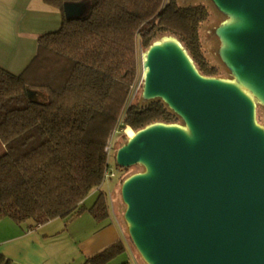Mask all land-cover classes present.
<instances>
[{
    "label": "water",
    "instance_id": "95a60500",
    "mask_svg": "<svg viewBox=\"0 0 264 264\" xmlns=\"http://www.w3.org/2000/svg\"><path fill=\"white\" fill-rule=\"evenodd\" d=\"M210 2L220 16L206 34L219 58L206 57L217 74H204L178 36L153 39L138 102L161 100L178 120L131 129L116 153L117 166L144 168L119 188L144 264H264V0ZM77 9L65 5L67 16Z\"/></svg>",
    "mask_w": 264,
    "mask_h": 264
},
{
    "label": "trees",
    "instance_id": "16d2710c",
    "mask_svg": "<svg viewBox=\"0 0 264 264\" xmlns=\"http://www.w3.org/2000/svg\"><path fill=\"white\" fill-rule=\"evenodd\" d=\"M43 2L62 13L60 28L38 36L37 53L22 73L0 66V140L6 149L0 155V219L32 227L79 215L98 189L88 211L103 221L111 215L103 184L114 135L127 126L178 120L161 100L130 103L139 45L146 49L157 36L174 34L204 74H217L200 32L210 12L202 3L181 7L176 0ZM72 2H78L77 14L67 16L65 5ZM126 250L120 239L85 263L108 264ZM8 263L0 256V264Z\"/></svg>",
    "mask_w": 264,
    "mask_h": 264
},
{
    "label": "crops",
    "instance_id": "0c3cea01",
    "mask_svg": "<svg viewBox=\"0 0 264 264\" xmlns=\"http://www.w3.org/2000/svg\"><path fill=\"white\" fill-rule=\"evenodd\" d=\"M62 22V13L46 6L43 0H0V66L14 74L22 73L37 53L38 36L59 29ZM86 207L81 215L89 212L91 206ZM56 219L39 227L0 219V256L8 264H60L53 261L54 253L48 245L49 239L61 231L53 225ZM71 230L85 259L124 240L113 216L96 224L94 230L91 226L81 232L71 229L70 224Z\"/></svg>",
    "mask_w": 264,
    "mask_h": 264
},
{
    "label": "rangeland",
    "instance_id": "374dc122",
    "mask_svg": "<svg viewBox=\"0 0 264 264\" xmlns=\"http://www.w3.org/2000/svg\"><path fill=\"white\" fill-rule=\"evenodd\" d=\"M181 4L186 3L184 0H178ZM192 2H203L205 3L210 10L212 11V21L206 22L201 26V30L203 32V39L209 41V43H206V55L211 61V63L216 64L218 62L219 54H217V48L219 47V40L215 35H209L206 34L207 29L210 28V26L214 23H216L215 19H217L220 14L215 12L216 7L210 2V0H192ZM82 7V6H81ZM83 8V7H82ZM81 9V8H80ZM139 58H140V65H139V76L136 83V86L134 87L133 93L130 98V103L137 102L143 87V46L139 45L138 48ZM221 71L223 74H228L227 69L222 68ZM264 113L263 109L259 110V114ZM129 129H132L130 126H127L123 130H119L112 139V148L110 152V161H111V170L114 172L113 176H110L108 179L105 180L103 189L108 193V203L109 208L111 211V215L113 216L116 223L119 225V228L121 230V233L123 234V239L126 242L127 250L117 256L115 259H113L108 264H121L126 261L132 262V264H144V261L141 257H139L138 250L136 249L132 239L130 236L126 233L128 231L127 225L124 219V203L122 200L121 192H120V185L122 182L123 177H125L128 173L134 171V170H143L144 168L140 165H136L135 167H129L127 170L119 169L116 166V153L123 143V141L126 138L127 131ZM5 146L0 140V155H2L5 152ZM126 169V168H125ZM99 194L98 189H94L90 195L85 200L87 206H92L95 200L97 199V196ZM56 223L53 225L60 228L61 231L55 236L49 239L48 245L51 246L53 254V261L58 262L60 264H87L84 263L86 261L84 256L81 253L80 247L74 242V239L72 238V230L70 231V224L71 229L81 231L87 230L89 227L92 226V229L94 230L96 228V224H102L103 221H96L93 215H91L89 212H85L84 214L79 215H69L67 217H60L56 219ZM99 223V224H98ZM95 224V226H93ZM43 225V224H42ZM125 234V235H124ZM139 261V262H138Z\"/></svg>",
    "mask_w": 264,
    "mask_h": 264
},
{
    "label": "bare ground",
    "instance_id": "6f19581e",
    "mask_svg": "<svg viewBox=\"0 0 264 264\" xmlns=\"http://www.w3.org/2000/svg\"><path fill=\"white\" fill-rule=\"evenodd\" d=\"M222 87L227 88V89H232V90H234V87H233L232 85H228V84H227V86H222ZM166 128H169V127H166ZM127 133H130L131 135H133L131 129H129V130L127 131ZM180 134L182 135V137L184 138V140H185L187 143L190 144V142H191V137L189 136L188 132H185V130H184V131L181 132ZM191 143H192V142H191Z\"/></svg>",
    "mask_w": 264,
    "mask_h": 264
},
{
    "label": "built area",
    "instance_id": "2783aa9c",
    "mask_svg": "<svg viewBox=\"0 0 264 264\" xmlns=\"http://www.w3.org/2000/svg\"><path fill=\"white\" fill-rule=\"evenodd\" d=\"M112 141L110 142L109 146H107V151L109 152V156H110V152H111V148H112ZM111 162V161H110ZM114 172L111 170V165L109 167V169L107 170L106 174H105V180L108 179L110 176H113ZM39 225H36L35 227H39Z\"/></svg>",
    "mask_w": 264,
    "mask_h": 264
}]
</instances>
